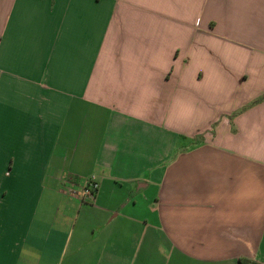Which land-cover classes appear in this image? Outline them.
Here are the masks:
<instances>
[{
  "label": "crops",
  "instance_id": "1",
  "mask_svg": "<svg viewBox=\"0 0 264 264\" xmlns=\"http://www.w3.org/2000/svg\"><path fill=\"white\" fill-rule=\"evenodd\" d=\"M240 259L264 264V0H0V264Z\"/></svg>",
  "mask_w": 264,
  "mask_h": 264
},
{
  "label": "built area",
  "instance_id": "2",
  "mask_svg": "<svg viewBox=\"0 0 264 264\" xmlns=\"http://www.w3.org/2000/svg\"><path fill=\"white\" fill-rule=\"evenodd\" d=\"M99 191V184L94 178L88 179L82 188L81 192L78 193V197L82 202L91 201L94 202Z\"/></svg>",
  "mask_w": 264,
  "mask_h": 264
},
{
  "label": "trees",
  "instance_id": "3",
  "mask_svg": "<svg viewBox=\"0 0 264 264\" xmlns=\"http://www.w3.org/2000/svg\"><path fill=\"white\" fill-rule=\"evenodd\" d=\"M238 264H260V263H257V262H254V261H250V260H247V259H240Z\"/></svg>",
  "mask_w": 264,
  "mask_h": 264
}]
</instances>
